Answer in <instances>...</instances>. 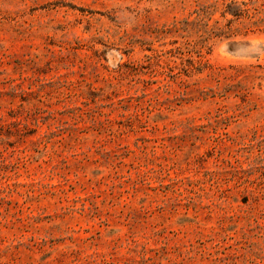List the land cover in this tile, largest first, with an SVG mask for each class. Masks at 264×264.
<instances>
[{"label": "rangeland", "instance_id": "1", "mask_svg": "<svg viewBox=\"0 0 264 264\" xmlns=\"http://www.w3.org/2000/svg\"><path fill=\"white\" fill-rule=\"evenodd\" d=\"M0 264H264V0H0Z\"/></svg>", "mask_w": 264, "mask_h": 264}]
</instances>
